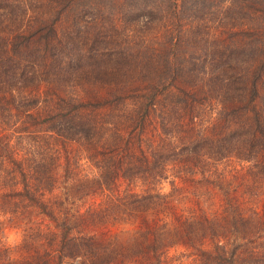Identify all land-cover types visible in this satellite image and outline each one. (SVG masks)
<instances>
[{
    "label": "rangeland",
    "instance_id": "374dc122",
    "mask_svg": "<svg viewBox=\"0 0 264 264\" xmlns=\"http://www.w3.org/2000/svg\"><path fill=\"white\" fill-rule=\"evenodd\" d=\"M113 1L5 28L0 136L24 161L48 145L53 180L44 210L0 193V264H264V0ZM68 96L106 139L55 158Z\"/></svg>",
    "mask_w": 264,
    "mask_h": 264
},
{
    "label": "trees",
    "instance_id": "16d2710c",
    "mask_svg": "<svg viewBox=\"0 0 264 264\" xmlns=\"http://www.w3.org/2000/svg\"><path fill=\"white\" fill-rule=\"evenodd\" d=\"M168 3L170 1L168 0ZM171 4V3H170ZM109 5L111 7L114 6V1L109 0H0V41H5V28L9 27H17L22 23V20L26 16V24L25 26L30 25L32 16H36L37 20L34 21L36 23L37 28L41 29L46 28L49 31L53 28V22L56 21L62 10H66L71 7L72 10L77 9L79 11L83 10L88 6L90 9L94 7L95 10L101 12V10L105 9L106 6ZM234 5V4H233ZM64 6V7H62ZM13 8V11H12ZM36 10V12L32 13V10ZM62 9V10H61ZM61 10V11H60ZM10 14H14L11 16ZM17 16V18H15ZM12 25V26H11ZM20 38H25L23 35L17 33L13 36L12 40H18ZM171 46H177L172 44ZM176 47V50H177ZM5 59H0V74L5 75ZM23 99L24 106H30L31 104L36 105L39 100L34 99L35 97H21ZM148 97H151L148 96ZM154 97H151L153 100ZM2 99H6L3 97ZM14 98L10 101H7L10 105L14 102ZM45 102V100H44ZM115 102V101H113ZM109 103L110 106L119 103L122 101L118 100V103ZM124 103H122L123 105ZM121 105V104H120ZM45 106L50 107L49 102L45 103ZM44 106V107H45ZM101 105L98 103L96 105L86 104L84 102L78 101L73 96L66 97H57L56 102L53 106H51V110L47 111V118L45 121H51L50 131L56 133L57 137L56 143L53 149V153L58 157V152L55 148L57 144H64V139L70 140H86V142H91L93 139L102 140L106 139L105 134V123L103 121H99L95 115V112L99 109ZM118 107V106H117ZM125 109H128L125 106ZM89 108L88 112L86 111ZM86 109V110H85ZM147 108L138 107V111L134 110L131 112L127 119L129 122L135 121L136 118H139L141 121L140 114L141 112L146 113ZM142 110V111H141ZM135 114V115H134ZM135 116V118H134ZM264 120V119H263ZM121 122L120 120H116ZM256 123L263 124V121H260L259 118L256 117ZM115 123V121H112ZM258 124V126H259ZM133 128L135 125L132 124ZM260 131H263V127L260 125L258 127ZM72 131V133H71ZM69 134V135H68ZM64 137V138H63ZM3 142V143H2ZM60 142V143H59ZM0 144L3 147L4 153L5 149H8L10 145V149L12 145L10 144V140L5 141L3 135L0 136ZM5 145L7 148H5ZM114 147H108L106 152L102 151V153H97L102 156L103 159L114 158ZM47 149L46 146L45 151H34L33 154L38 153L39 155H31L25 161L19 158L18 153L13 151L10 156L5 158V155L1 152L0 156V193L9 197V199H17L16 201H26L27 203L35 204L42 210H44L45 204L41 200L42 196L45 192L50 190L49 185L52 183V175L49 172L51 166V162L53 161V157H48L47 159ZM9 150V149H8ZM9 154V152H8ZM107 157V158H106ZM4 158V159H3ZM89 158L97 159L96 155L91 156ZM96 168L101 170V166L96 164ZM101 172V171H100ZM7 191H4L6 190ZM4 191V193H3ZM45 214L51 216L49 213L45 211Z\"/></svg>",
    "mask_w": 264,
    "mask_h": 264
}]
</instances>
